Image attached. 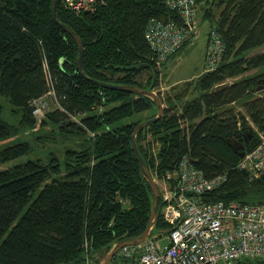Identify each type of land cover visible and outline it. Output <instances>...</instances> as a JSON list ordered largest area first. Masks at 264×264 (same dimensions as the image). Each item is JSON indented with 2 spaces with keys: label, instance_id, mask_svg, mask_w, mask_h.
Listing matches in <instances>:
<instances>
[{
  "label": "trees",
  "instance_id": "1",
  "mask_svg": "<svg viewBox=\"0 0 264 264\" xmlns=\"http://www.w3.org/2000/svg\"><path fill=\"white\" fill-rule=\"evenodd\" d=\"M53 1L0 0V140L29 130L34 136L1 148L0 165L36 157L0 170V264H85L87 248L99 257L116 240L138 237L151 214L153 190L132 143L136 126L155 117L157 105L82 75L79 44L54 20ZM198 6L210 22L205 71L158 92L164 114L138 133V147L154 178L165 177L171 188L179 179L169 174L187 155L206 178L227 177L207 199L264 204V172L242 170V156L229 143L245 133V150H252L259 143L254 125L264 130V0H199ZM56 14L82 39L86 75L152 89L158 67L198 29L197 23L159 66L146 29L153 18L179 20L167 0H98L81 12L59 0ZM213 28L224 50L208 69ZM47 95L54 106L40 116L35 103ZM3 98L16 124L3 117ZM238 102L245 112L236 111ZM162 195L161 188L152 231L160 237L170 227ZM128 263L115 256L109 264Z\"/></svg>",
  "mask_w": 264,
  "mask_h": 264
},
{
  "label": "built area",
  "instance_id": "2",
  "mask_svg": "<svg viewBox=\"0 0 264 264\" xmlns=\"http://www.w3.org/2000/svg\"><path fill=\"white\" fill-rule=\"evenodd\" d=\"M68 7L81 12L93 10L98 0H66ZM178 11L179 20L151 19L146 37L162 66L197 28L199 0H167ZM224 43L217 29L210 31L207 68L222 59ZM104 98V97H103ZM42 116L47 102L35 103ZM258 145L245 151L239 167L258 177L264 172V130L257 131ZM178 183H164L162 210L170 223L166 241L156 232L136 245L123 246L116 254L128 264H264V204L237 200H209L206 193L222 185L227 177L206 178L183 156L176 170ZM170 176V174H169ZM85 264H96L98 255L86 250Z\"/></svg>",
  "mask_w": 264,
  "mask_h": 264
},
{
  "label": "rangeland",
  "instance_id": "3",
  "mask_svg": "<svg viewBox=\"0 0 264 264\" xmlns=\"http://www.w3.org/2000/svg\"><path fill=\"white\" fill-rule=\"evenodd\" d=\"M198 12H199V6H198L197 13ZM197 20H198V29H197L195 37L184 48H182L180 52H178L175 56H173L167 62V65L163 67H158L160 71L158 80H157L158 86L153 88L154 91L160 92V93H162V91L163 92L173 91L172 90L173 86L177 85L178 87H180L187 80L189 81L191 80V78H195L199 74H201L203 71H205L204 47H205L206 39L208 37L210 22L207 20H203L200 14L197 17ZM262 49L263 48L255 49L251 52V54L260 52ZM146 80L147 79H145L144 82H147ZM42 98H43V101L45 102L47 101V108L44 109V112L48 110V108H52L54 106L52 97L50 95L44 96ZM2 101L5 106V112H3V117L9 122L16 124L18 119H16L13 115H11V110H12L11 105L7 102L5 98H3ZM234 107L236 108L237 112L239 111L242 113L245 112V109L242 103L238 102L234 104ZM147 115H148L147 113L142 115L143 120L146 118ZM139 117L140 115L137 116V118ZM254 128L256 131L258 130L262 131L258 129V127H256L255 125H254ZM31 133L32 131L29 130L24 133L19 132L18 134H15L5 139L3 138L2 140H0V149L5 146L14 144L20 140H23L24 138L25 139L33 138L34 136H32ZM148 136L151 137L150 134ZM46 140H50V139L47 138ZM35 158H36L35 155L31 154L25 157L15 159L13 161L1 164L0 170L13 167L16 164L25 162L26 160H29V159H35ZM175 174H176V171L170 172L171 177L174 176ZM164 178L163 179L155 178L160 187V190L164 186V183L165 182L167 183V181ZM162 238H163V241L165 242L166 237L162 236Z\"/></svg>",
  "mask_w": 264,
  "mask_h": 264
},
{
  "label": "water",
  "instance_id": "4",
  "mask_svg": "<svg viewBox=\"0 0 264 264\" xmlns=\"http://www.w3.org/2000/svg\"><path fill=\"white\" fill-rule=\"evenodd\" d=\"M59 0H54L52 3V15L53 18L56 22H58L66 31H68L78 42L79 44V49H80V53H79V57H78V68L80 70V72L82 73V75H84L86 78L92 80L93 82H95L96 84L100 85L101 87H105L108 89H117V90H124V91H128L131 93H135V94H142V95H147L149 97H151L158 108V113L155 117L147 119L142 121L141 123H139L135 130H134V134H133V150L135 153V156L140 164L142 173L144 175V177L147 179V181L149 182L152 190H153V204H152V209H151V214L149 217V222L147 224L146 229L144 230V232L139 235L138 237H135L133 239L130 240H116L115 242H113L112 244H110V248L108 249L107 252L104 253V251L107 249L105 248L104 250L101 251L99 257L97 258V262L98 264H109L116 256L117 252L126 245H136L139 244L143 241H145L152 233L157 218H158V212H159V199L161 196V190L160 187L156 181V179L154 178L153 174L151 173L149 167L147 166V163L145 162L144 158L142 157L139 147H138V143H137V135L138 133L144 129L145 127H147L148 125L160 120L164 114V110H165V105L164 102L160 96V94L156 91H154L152 88H145V87H141L138 85H130V84H118V83H111V82H107V81H101L95 78H91L88 75L85 74L84 70H83V56H84V44L82 42L81 37L78 35V33L71 28L69 25H67L66 23H63L61 20H59L57 14H56V3ZM142 66V65H141ZM221 86V85H219ZM263 86H261L260 88H262ZM241 139L235 138V139H230L229 143L230 145L234 148V150L239 151L240 155L243 156L245 154V148H246V142L248 141L249 137L247 134H243V136H240ZM244 139V141L242 140Z\"/></svg>",
  "mask_w": 264,
  "mask_h": 264
},
{
  "label": "crops",
  "instance_id": "5",
  "mask_svg": "<svg viewBox=\"0 0 264 264\" xmlns=\"http://www.w3.org/2000/svg\"><path fill=\"white\" fill-rule=\"evenodd\" d=\"M207 40H208V37L206 39V43H205V47H204V57H205V51H206V46H207Z\"/></svg>",
  "mask_w": 264,
  "mask_h": 264
},
{
  "label": "flooded vegetation",
  "instance_id": "6",
  "mask_svg": "<svg viewBox=\"0 0 264 264\" xmlns=\"http://www.w3.org/2000/svg\"><path fill=\"white\" fill-rule=\"evenodd\" d=\"M238 139H241L240 137Z\"/></svg>",
  "mask_w": 264,
  "mask_h": 264
},
{
  "label": "clouds",
  "instance_id": "7",
  "mask_svg": "<svg viewBox=\"0 0 264 264\" xmlns=\"http://www.w3.org/2000/svg\"><path fill=\"white\" fill-rule=\"evenodd\" d=\"M47 102V101H46ZM246 151V150H245Z\"/></svg>",
  "mask_w": 264,
  "mask_h": 264
}]
</instances>
